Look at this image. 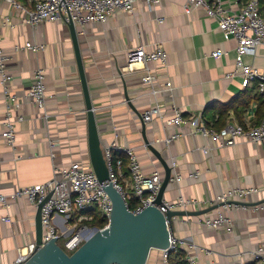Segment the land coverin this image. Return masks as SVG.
Listing matches in <instances>:
<instances>
[{
    "label": "crops",
    "instance_id": "0c3cea01",
    "mask_svg": "<svg viewBox=\"0 0 264 264\" xmlns=\"http://www.w3.org/2000/svg\"><path fill=\"white\" fill-rule=\"evenodd\" d=\"M242 1L226 0V4L237 9ZM186 3L187 0H160L156 5L147 6L139 1L133 13L117 12L105 22L77 28L101 143L104 148L116 140L120 145L133 147L147 172L155 168L164 172L142 136V112L148 106L160 105L161 116L145 123V132L170 165L176 161L172 171L179 173L180 178L171 181L165 192L166 200L180 194L198 198L202 203L193 210H199L212 206L211 200L220 191L237 186L260 190L246 200H237L249 205H229L227 213L234 221L233 232L200 223L202 218L217 214L219 207L204 216L174 218L172 226L176 235L186 239L188 245L200 248L201 264L211 261L253 264L254 251L264 246V140H243L220 148L212 146L206 152L203 146L212 142L191 132L188 126L177 128L167 124V120L174 114L173 106H178L186 116L202 113L207 125L218 128L215 121L221 117L214 104L229 103L247 88L255 92L258 88L256 83L243 87V77L238 73L227 77L235 70L237 41L226 38L204 8L188 10ZM0 15L9 16L14 24L2 26L0 32L2 46L11 57L7 66L12 76L10 86L23 99L20 110L23 119L16 124L17 141L12 148L2 136L5 94L0 84V192L10 195L18 187L51 179L54 166H67L74 161L87 165L91 160L86 102L68 23L26 24L23 12L15 10L6 0H0ZM28 41L44 44L45 48L16 49ZM157 44L166 48L168 62L162 66L150 61L148 66L158 75L159 86H164L169 79L173 88L152 94L141 81L144 70L125 68L126 53L139 45L151 51ZM216 49L227 54L214 57L211 53ZM244 60L264 68V48L257 47L255 54L245 55ZM38 66L46 68L47 118L27 96ZM258 105L259 101L253 100L241 120L234 108L229 109L225 114L226 123L235 119L246 125V117L250 115V124H259L262 118L257 116ZM174 131H180L181 135L166 145L164 139ZM121 157L124 179L130 183L128 158L124 154ZM11 202L9 209L0 207V264L12 262L17 246L29 241L35 229L34 204L27 198ZM7 213L11 222L1 219ZM147 264H162L160 250L151 251Z\"/></svg>",
    "mask_w": 264,
    "mask_h": 264
},
{
    "label": "built area",
    "instance_id": "2783aa9c",
    "mask_svg": "<svg viewBox=\"0 0 264 264\" xmlns=\"http://www.w3.org/2000/svg\"><path fill=\"white\" fill-rule=\"evenodd\" d=\"M15 10L23 12V21L29 25H37L44 21H62L68 23L72 20L75 26L84 27L88 23L105 22L117 12L133 13L137 8V3L143 1L147 6H153L160 0H6ZM26 3H25V2ZM204 8L206 13L215 19L217 26L221 29L226 38L233 37L237 41L235 70L229 72L227 77H233L236 73L242 75L243 87L256 83L258 90L264 94V68L255 67L244 60L247 54L254 55L257 47L264 48V16L260 12L259 0H243L239 8L234 9L226 4V0H187L186 9L191 7ZM13 26L9 16L1 17L0 31L2 26ZM33 49L40 51L45 48L44 44L28 41L23 46H16V49ZM227 51L216 49L211 55L220 57L226 55ZM10 55L2 46V35L0 32V84L4 89L5 115L4 131L2 133L6 143L15 148L17 141L16 124L23 119L20 112L23 99L13 92L10 81L12 76L7 72ZM127 62L125 68L144 70L141 81L149 88L152 94L173 88L172 82L167 79L164 86H159L158 75L153 73L148 66V62L156 61L162 66L168 62V52L166 48L157 44L155 49L148 51L144 45L132 47L126 53ZM46 68L38 66L34 70V81L27 96L42 110L44 117H49L47 112V101L49 95L45 85ZM174 114L167 120V124L177 128L188 126L191 132L200 134L206 143L204 151L210 147L217 148L234 146L243 140L251 142H261L264 140V115L257 125L250 124L251 116L246 117V125L235 119H230L221 128L209 126L202 113L186 116L178 106H173ZM160 105L148 106L142 112L145 123L150 122L156 116H161ZM181 135L180 131H174L164 139L166 145H170ZM104 157L109 170V181L122 194L126 205L130 211L137 214L148 206H157L166 216L169 210H193L202 203L201 199L186 197L180 194L173 200L163 199L161 204L155 203L156 196L162 185L164 172L160 168H155L147 172L143 167L138 153L133 147L120 145L116 140L103 148ZM119 152L120 156L114 153ZM126 155L127 169L131 175V182L124 179V160L121 155ZM172 169L176 168V161L171 164ZM179 173L172 171L171 181L179 179ZM258 187H234L227 191H220L210 203H226L230 200H246L253 194L258 193ZM50 198L44 202L41 209L42 218V242L45 244L53 237L59 239L66 237L63 245L58 244L68 253L77 250L87 241L97 229H104L108 226L113 211V203L100 183L92 164H83L81 161H74L67 166H54V174L51 179L37 184L18 187L12 194L7 195L0 192V207L9 209L11 201L18 198H27L37 209L48 195ZM135 200L136 204L130 208L129 204ZM230 204L221 206V210L215 215H210L200 220V223L213 229L224 228L227 232H233L234 221L227 213ZM98 214L107 220L102 226L91 224ZM64 216V217H63ZM204 216V215H202ZM185 217V216H184ZM177 218V217H175ZM3 221L11 222L9 213L1 216ZM69 223V226H65ZM35 227V226H34ZM65 229L63 233L59 230ZM169 246L159 249L161 252L162 264H170L169 256L179 248L184 249L189 264H201L198 256L200 248L195 244H189L186 239L176 235L172 223L169 225ZM17 254L12 262L2 264H25L28 259L37 251L35 229L32 238L16 248ZM197 252V253H195ZM204 264H218L211 261ZM264 264V246H259L254 251V263Z\"/></svg>",
    "mask_w": 264,
    "mask_h": 264
},
{
    "label": "water",
    "instance_id": "95a60500",
    "mask_svg": "<svg viewBox=\"0 0 264 264\" xmlns=\"http://www.w3.org/2000/svg\"><path fill=\"white\" fill-rule=\"evenodd\" d=\"M68 27L73 42L75 58L86 102L87 131L90 160L98 179L113 203V211L109 224L104 229H97L93 236L85 241L77 250L68 254L57 242V237L43 244L41 209L46 200L37 206L35 214V238L37 251L25 264H147L153 249H165L169 246V225L175 217L202 216L224 204L249 205L251 203L230 200L217 203L199 210H169L166 216L157 206H148L135 214L126 205L122 194L109 181V170L104 157L101 134L99 132L95 106L92 102L88 79L82 57V49L78 29L70 20ZM142 136L145 144L160 161L164 177L155 203L161 204L165 192L171 184L172 167L155 146L149 141L142 122ZM256 202L255 204H260Z\"/></svg>",
    "mask_w": 264,
    "mask_h": 264
},
{
    "label": "trees",
    "instance_id": "16d2710c",
    "mask_svg": "<svg viewBox=\"0 0 264 264\" xmlns=\"http://www.w3.org/2000/svg\"><path fill=\"white\" fill-rule=\"evenodd\" d=\"M260 4V12L264 16V0H259ZM253 100H258L259 105L257 109V116L258 119H261L264 115V94L259 92L256 89V92L254 89H249L245 90L241 95H239L237 98H235L233 101L223 104V103H215L214 105L219 108V115L221 118L215 121L216 124H218V128L223 127L226 124V112L229 111V109L234 108L236 112H238L239 119H242L243 113L245 110L249 107L250 103ZM242 109V110H240ZM207 109L205 110L206 113ZM215 126V125H214ZM118 152H115L114 155L117 156ZM136 204V201L133 200L130 204L129 207L132 208ZM107 223V220L100 217L98 214L94 217L92 220L91 224L102 227ZM169 261L170 264H187V259H186V252L184 249L179 248L177 251H173L170 253L169 256Z\"/></svg>",
    "mask_w": 264,
    "mask_h": 264
},
{
    "label": "rangeland",
    "instance_id": "374dc122",
    "mask_svg": "<svg viewBox=\"0 0 264 264\" xmlns=\"http://www.w3.org/2000/svg\"><path fill=\"white\" fill-rule=\"evenodd\" d=\"M64 217V216H63ZM70 224L69 223H65V226H69ZM59 230L63 233V231L65 230V229H61V228H59ZM65 236L63 237V238H61V239H59V244L62 246L63 245V243H64V240H65ZM68 252H70V253H72V251H68Z\"/></svg>",
    "mask_w": 264,
    "mask_h": 264
}]
</instances>
